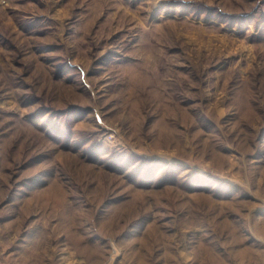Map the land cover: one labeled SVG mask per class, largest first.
I'll return each mask as SVG.
<instances>
[{
	"label": "rangeland",
	"instance_id": "obj_1",
	"mask_svg": "<svg viewBox=\"0 0 264 264\" xmlns=\"http://www.w3.org/2000/svg\"><path fill=\"white\" fill-rule=\"evenodd\" d=\"M0 264H264V0H0Z\"/></svg>",
	"mask_w": 264,
	"mask_h": 264
}]
</instances>
